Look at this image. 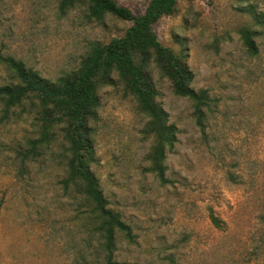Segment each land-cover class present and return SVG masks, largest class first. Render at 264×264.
<instances>
[{
  "label": "rangeland",
  "instance_id": "1",
  "mask_svg": "<svg viewBox=\"0 0 264 264\" xmlns=\"http://www.w3.org/2000/svg\"><path fill=\"white\" fill-rule=\"evenodd\" d=\"M115 1L135 15L149 2ZM131 23L112 14L90 19L84 4L60 10L59 0H0V54L55 81L80 66L92 43L123 35ZM244 28L256 31L255 54L246 49ZM152 30L163 45L186 49L191 86L207 90L210 101L199 127L191 100L176 95L150 62L156 101L176 126L163 183L147 170L148 118L135 97L116 73L112 85L99 89L91 169L108 207L133 236L116 232L114 258L125 264H264V0H177L175 12ZM7 81L0 63V84ZM36 135L33 114L17 107L1 119L0 112V264H101V238L83 196L61 183V133L40 158L22 162L18 156Z\"/></svg>",
  "mask_w": 264,
  "mask_h": 264
},
{
  "label": "trees",
  "instance_id": "2",
  "mask_svg": "<svg viewBox=\"0 0 264 264\" xmlns=\"http://www.w3.org/2000/svg\"><path fill=\"white\" fill-rule=\"evenodd\" d=\"M177 0H149L144 12L135 15L115 0H59L60 10L74 4H84L87 17L101 20L106 14L131 21L121 36L107 43H92L80 66L55 81L40 77L37 72L13 56L0 54L8 81L0 84L1 119H6L17 107L33 114L37 126L36 137L26 140L17 150L21 161L35 160L55 142L57 131L65 143L66 176L61 180L64 189H74L83 196L85 213L92 224V231L101 238L103 262L101 264H125L114 258L116 232H123L132 239L130 226L120 214L110 207L100 187L91 163L94 161L93 125L99 106V89L114 83L116 73L124 90L133 95L139 110L148 120L144 134L151 139L147 156V170L163 183L167 181L164 164L167 149L177 141L176 126L168 121V113L156 101V88L149 64L155 63L159 71L172 85L173 92L192 102L196 124L203 127L205 110L210 97L207 90L191 86L194 78L187 64L186 49L179 52L163 45L152 30V25L164 15L175 12ZM251 13H254L251 10ZM258 23V15H254ZM256 31L241 30L249 53H256L253 38ZM212 224L220 227V220L209 215Z\"/></svg>",
  "mask_w": 264,
  "mask_h": 264
}]
</instances>
